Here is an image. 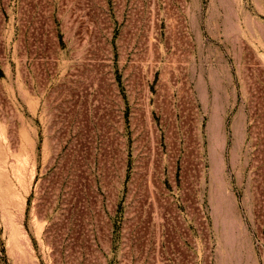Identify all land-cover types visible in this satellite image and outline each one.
<instances>
[{
	"label": "rangeland",
	"instance_id": "1",
	"mask_svg": "<svg viewBox=\"0 0 264 264\" xmlns=\"http://www.w3.org/2000/svg\"><path fill=\"white\" fill-rule=\"evenodd\" d=\"M0 264H264V0H0Z\"/></svg>",
	"mask_w": 264,
	"mask_h": 264
}]
</instances>
